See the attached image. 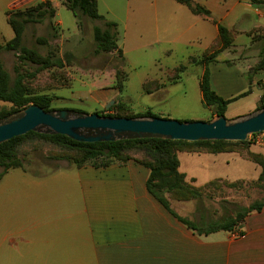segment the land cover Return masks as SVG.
Instances as JSON below:
<instances>
[{
  "label": "crops",
  "instance_id": "crops-1",
  "mask_svg": "<svg viewBox=\"0 0 264 264\" xmlns=\"http://www.w3.org/2000/svg\"><path fill=\"white\" fill-rule=\"evenodd\" d=\"M41 1L0 0V44L14 36L8 12ZM51 1L55 7L61 4ZM194 1L211 16L194 13L177 0H97L99 12L117 22L119 38L121 31L125 37L132 30L135 37L148 33L154 44L167 47L174 42L191 47L207 39L205 49L189 54L188 60L220 48L219 24L224 25L234 40L209 63L211 87L229 99L249 89L254 93L259 84L262 91L248 113L253 111L264 92V72H251L259 59L221 58L225 51L251 50V41L264 34V0ZM141 7L149 10L148 17ZM228 66L239 67L236 76L229 75ZM181 78H152L158 85L144 93L164 101L166 87ZM214 162L212 157L190 158L188 167L181 164L180 169L203 184L220 177L200 180L199 174L216 170ZM149 175L150 169L135 159L61 167L43 175L21 167L8 170L0 179V264H264V207L250 212L235 231L199 235L149 192Z\"/></svg>",
  "mask_w": 264,
  "mask_h": 264
},
{
  "label": "rangeland",
  "instance_id": "rangeland-1",
  "mask_svg": "<svg viewBox=\"0 0 264 264\" xmlns=\"http://www.w3.org/2000/svg\"><path fill=\"white\" fill-rule=\"evenodd\" d=\"M48 1L54 6L51 0ZM59 1L61 4L54 6L57 12L53 18L47 16L27 24L24 44L30 49V53L0 51L4 68L12 77L21 75L24 85L31 94L53 96L55 108H72L90 113L169 112L175 116L172 118L179 120L207 121L217 117L215 108L205 105L202 100L199 79L204 65L196 62L198 57H191L188 60L189 54L200 53L205 49L207 39L191 47L181 42H174L172 47H167L154 44L155 39L148 33L143 37H135L130 30L124 37L122 36L124 31H121L118 40L123 44L125 52L119 46V41L116 48L97 52L93 26L99 21L83 17L81 23L80 17L64 6L65 0ZM141 9L143 15L148 17L149 10H145L144 7ZM145 24L148 25V18ZM139 44L142 47H139ZM263 47L264 40L256 36L251 41V50L241 54L225 51L221 62L225 58L251 61L259 59L261 64L257 66L255 72H264ZM220 65L222 64L218 66ZM242 65L241 63L239 66ZM238 68L229 69L231 71L229 75L236 76L235 71ZM117 69L121 72L119 79L116 75ZM179 76L182 80L166 87L169 93L164 101L144 93V91L151 93L156 88L152 78L159 77L163 81H170L171 78ZM260 91L262 89L258 84L253 88L254 93L250 92L231 102L225 116L233 118L239 116L235 115L239 112L240 115L248 113L254 96ZM149 102H155L153 104L156 105L146 106ZM260 103L261 100L257 107ZM112 106H115L114 109L107 111ZM12 108V103L0 100V109ZM170 149L175 151L180 171L181 164L184 168L188 167L190 158L212 157L216 159L213 164L216 170H209L204 175L199 174L200 180L214 174L220 175L207 183L198 184L196 177L190 178L181 171L185 175L186 188L174 190L167 196L172 209L180 216L191 221H197L200 216L219 219L253 202H264V134H260L259 141L249 137L245 142L227 143L216 148L210 145L173 144ZM126 151L134 158L149 163L160 157L144 147L130 148ZM18 152L25 168L34 175L47 174L61 167L77 166L71 160L50 157L70 155L74 159L75 157L79 159L82 155L78 151L69 150L36 136L24 138L18 146ZM188 189L198 191L201 196L193 194Z\"/></svg>",
  "mask_w": 264,
  "mask_h": 264
},
{
  "label": "trees",
  "instance_id": "trees-1",
  "mask_svg": "<svg viewBox=\"0 0 264 264\" xmlns=\"http://www.w3.org/2000/svg\"><path fill=\"white\" fill-rule=\"evenodd\" d=\"M180 3L186 4L194 13L211 16V12L201 4L194 0H177ZM65 6L73 11L75 15L80 17L82 23L83 17H88L99 23L93 26L94 40L96 44L97 52L110 51L118 45V24L113 20L107 19L98 10L97 0H65ZM8 21L11 24L14 36L10 40L3 44H0V51H15L24 54L30 53V49L24 44V31L30 22H36L45 17L53 18L56 15V9L52 3L48 0L38 2L35 6L28 8L13 9L8 12ZM264 40V34L261 35ZM219 40L221 42L220 48H215L209 53H205L198 58L196 62L204 65V72L200 79V89L202 93L203 103L207 106H213L217 116L225 115L228 105L250 93V89L243 92L233 98L225 99L218 95L211 87L210 83V69L209 63L214 60V57L221 51L229 48L233 44V35L222 24H219ZM264 48V47H263ZM261 64V60L257 62L251 72H255L258 65ZM117 79L120 78L121 72L119 69L116 71ZM181 78H171L173 81ZM155 85H158L157 81H154ZM147 84V83H146ZM0 100L10 102L13 104V108L10 110L0 109V118L7 114H10L18 109L24 108L31 104H37L46 110L55 109L53 107V96L48 94H31L26 85L23 83L21 75L12 77L11 74L4 68V65L0 58ZM261 103L257 108L264 106V92L261 96ZM115 106L107 109L111 111ZM256 108V109H257ZM94 113L110 116H139V115H157L152 111H146L143 113L130 114L126 112H118L116 114L104 113L95 111ZM256 133L253 135L261 134ZM29 136H36L44 139H48L55 144L67 148L69 150L78 151L81 153V157L75 159L70 155H62L56 157H50L54 159H67L77 164V167H82L90 163L94 166H107L114 162H125L130 159H135L142 164L146 165L150 169V175L147 180V188L149 192L175 217L186 224L190 229L199 235H207L217 231H235L240 223L244 221L246 216L254 211L261 210L264 207V202L256 201L248 206L240 207L231 213L226 214L219 219H207L204 216H200L197 221H191L186 217H182L177 214L171 207L167 198L168 194L174 190L186 188L184 174L179 170V160L175 154V151L170 149L173 144H189V145H210L218 147L227 143H238L245 141H226V140H201V141H187V140H170L161 138H141V139H127L118 141H103V142H82L72 139L64 134H43L35 131H29L24 135L15 136L8 141L0 144V179L8 172V170L16 167L26 169L23 163V159L19 155L18 146L20 142ZM252 138V135L250 136ZM144 147L149 151L158 154L160 157L155 158L152 163L139 160L129 155L126 151L130 148ZM36 175H43L45 173H35ZM195 195H200L198 191L194 189H188Z\"/></svg>",
  "mask_w": 264,
  "mask_h": 264
},
{
  "label": "water",
  "instance_id": "water-1",
  "mask_svg": "<svg viewBox=\"0 0 264 264\" xmlns=\"http://www.w3.org/2000/svg\"><path fill=\"white\" fill-rule=\"evenodd\" d=\"M29 131L64 134L82 142L141 138L246 141L264 132V106L233 118L219 115L207 121L156 115L110 116L72 108L46 110L31 104L0 118V144Z\"/></svg>",
  "mask_w": 264,
  "mask_h": 264
},
{
  "label": "built area",
  "instance_id": "built-area-1",
  "mask_svg": "<svg viewBox=\"0 0 264 264\" xmlns=\"http://www.w3.org/2000/svg\"><path fill=\"white\" fill-rule=\"evenodd\" d=\"M260 134H257V135H252V138L255 139L256 141H259L260 140ZM237 233H235L236 235Z\"/></svg>",
  "mask_w": 264,
  "mask_h": 264
}]
</instances>
